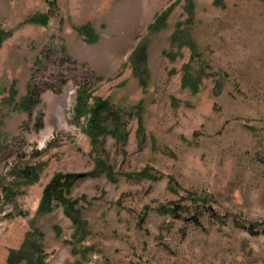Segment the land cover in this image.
<instances>
[{"label": "rangeland", "instance_id": "1", "mask_svg": "<svg viewBox=\"0 0 264 264\" xmlns=\"http://www.w3.org/2000/svg\"><path fill=\"white\" fill-rule=\"evenodd\" d=\"M0 24V264H264V0H0ZM59 174L75 207L47 211Z\"/></svg>", "mask_w": 264, "mask_h": 264}, {"label": "trees", "instance_id": "2", "mask_svg": "<svg viewBox=\"0 0 264 264\" xmlns=\"http://www.w3.org/2000/svg\"><path fill=\"white\" fill-rule=\"evenodd\" d=\"M48 4L51 6H54V8L57 5V0H48ZM48 20H49V15L48 14H37L34 15L33 17L27 19V22H38L40 24H43L44 26L48 24ZM1 24H0V45L3 43V41L9 37L12 34V31H7L6 33L3 32L1 30ZM185 80H187L188 78L191 80V86L195 85L194 84V79L192 80V78L184 76ZM187 83V82H186ZM189 85V83L187 84ZM32 94L29 95V104L32 103V99L31 96ZM86 96V95H85ZM82 104H84L85 106H87L86 103V97L84 102L81 101V106ZM78 108V107H77ZM91 110V111H90ZM112 110H110L109 106H107V103L102 102V101H96L95 102V106L93 108L88 109V112L81 111L79 114V117H81L83 114H87L90 113L91 115V119L90 122L91 124H93L92 126L90 125L91 128V132L93 133L94 136L98 135V131L100 132H108L106 127H103V118H102V114L107 113V112H111ZM76 175H71L68 174L67 176L65 175H57L56 177H54V179L51 181V184L46 188L45 190V194H44V205L48 208H46V210L50 211V206L52 205V203L54 202V200H58L61 203H63L68 209L72 210L75 207V203L76 201H70L71 199H67L66 197V193L68 194V192H70V187L71 184L73 183V180L75 179ZM71 183V184H70ZM193 207H196L198 209V205H202L205 208L208 209V211L213 212V215L221 220L222 217L219 215V213L216 212V209L214 206H211L210 204H207L204 201H200V200H195L192 204ZM50 208V209H49ZM163 208V207H162ZM163 211L168 212L167 208H163ZM193 221H196L197 224L200 223L198 217L196 214H193V216L190 218ZM245 230L248 233H251L252 235L256 234H260V232H262L263 230H260V228H257V225H245L244 226ZM16 264H18V262L16 261Z\"/></svg>", "mask_w": 264, "mask_h": 264}, {"label": "bare ground", "instance_id": "3", "mask_svg": "<svg viewBox=\"0 0 264 264\" xmlns=\"http://www.w3.org/2000/svg\"><path fill=\"white\" fill-rule=\"evenodd\" d=\"M147 6H148V4H147Z\"/></svg>", "mask_w": 264, "mask_h": 264}]
</instances>
